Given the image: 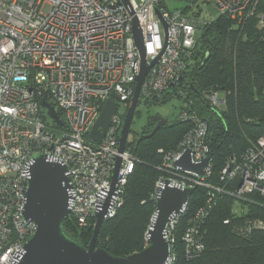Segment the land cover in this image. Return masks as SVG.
<instances>
[{"label":"built area","instance_id":"1","mask_svg":"<svg viewBox=\"0 0 264 264\" xmlns=\"http://www.w3.org/2000/svg\"><path fill=\"white\" fill-rule=\"evenodd\" d=\"M172 1L128 0V6L124 0H0V264H15L38 228L23 215L30 166L37 155L46 154L66 165L72 184L69 216L79 228H87L96 212L107 208L106 218L113 217L123 205L125 186L137 161L131 148L119 150L141 71L135 19L143 33L147 64L159 58L140 90L139 102L151 105L182 86L178 81L195 62L201 26L220 16L244 25L259 15L262 0H187L185 6L171 8ZM205 95L211 107L225 105L219 90ZM44 100L60 113L64 126L48 115ZM107 100L115 101L118 109L103 140L96 142L89 133ZM178 116L194 126L176 149L161 150L164 174L152 195L157 196L166 178L173 185L209 189L183 234L184 254L191 259L206 247L205 221L219 194L264 197V134L241 154L228 158L219 174L223 184L213 186L206 180L212 174L208 122L189 102ZM187 149L196 163L210 156L202 178L175 165ZM180 216L174 215L167 226L171 244ZM256 227H264V222L252 221L249 228ZM174 260L172 251L170 264Z\"/></svg>","mask_w":264,"mask_h":264},{"label":"trees","instance_id":"2","mask_svg":"<svg viewBox=\"0 0 264 264\" xmlns=\"http://www.w3.org/2000/svg\"><path fill=\"white\" fill-rule=\"evenodd\" d=\"M259 15L264 20V0L259 3ZM255 15L244 25H235L226 16L201 26L193 62L182 86L169 90L163 103L175 96L183 97L208 122L207 143L212 160V174L206 180L222 185L219 174L229 157L239 155L252 141L264 134V21ZM219 90L225 95V105L211 107L206 93ZM139 113V112H138ZM154 131L150 120L127 142L137 161L125 186L124 203L115 216L106 218L97 239V247L106 248L116 256H127L142 250L147 244V231L156 211L152 195L162 176L163 151L176 149L193 128L190 120L179 116ZM143 133V135H142ZM209 189L197 186L188 206L179 217L174 230L172 264H264V227L250 229L254 220L264 222V197L249 194L244 199L221 193L205 221L204 251L188 259L184 254L183 234L190 217L207 198ZM247 207L234 212L235 202ZM225 220H229L225 223ZM96 219L81 229L70 217L62 226L66 235L88 247Z\"/></svg>","mask_w":264,"mask_h":264},{"label":"water","instance_id":"3","mask_svg":"<svg viewBox=\"0 0 264 264\" xmlns=\"http://www.w3.org/2000/svg\"><path fill=\"white\" fill-rule=\"evenodd\" d=\"M129 6L128 0H124ZM157 13L162 17L159 10ZM167 24L165 28L167 30ZM133 33L136 45L140 52L141 71L137 77L135 92L124 120L120 136V152L127 146L133 119L140 97L142 83L149 69L157 60L147 64L144 48V38L138 21L135 19ZM185 77L179 79L183 85ZM175 87V83L171 84ZM42 106L48 110V115L58 125L64 126L60 113L48 101L44 100ZM118 106L115 101L107 100L96 119L89 136L96 142H101L110 126L112 116ZM158 121L154 131L158 130L170 120L167 117L154 115ZM210 156L202 162L196 163L191 157V150L187 149L175 162L183 171L196 173L202 178L208 165ZM118 158L113 175L112 192L117 182L120 166ZM66 165L57 160L50 159L46 154L35 156L31 166L27 188V202L24 207V218L33 221L38 228L24 246V252L15 264H170L172 260V244L167 233V226L176 214H183L189 200L197 186H177L171 184L170 179H164L155 197L156 211L147 231L148 244L140 251L127 256H116L106 248L97 247L100 228L107 216V208L95 213L96 222L93 235L88 247H85L68 237L64 232L62 222L69 216L71 178L67 174Z\"/></svg>","mask_w":264,"mask_h":264},{"label":"rangeland","instance_id":"4","mask_svg":"<svg viewBox=\"0 0 264 264\" xmlns=\"http://www.w3.org/2000/svg\"><path fill=\"white\" fill-rule=\"evenodd\" d=\"M187 0H173L171 2V8H178L183 7L186 5ZM186 101L183 97L175 96L173 98L167 99L163 103L151 104V105H144L143 103L139 102L137 105V112H139L133 119L132 129L134 131L139 130L145 123H146V113L147 111L151 112H159L164 117L167 118H175L178 116L180 109L183 105H185ZM141 114V115H140ZM133 132H130L128 139H133L134 135ZM246 205L240 201L235 202L234 204V212L240 214L242 210H246Z\"/></svg>","mask_w":264,"mask_h":264},{"label":"flooded vegetation","instance_id":"5","mask_svg":"<svg viewBox=\"0 0 264 264\" xmlns=\"http://www.w3.org/2000/svg\"><path fill=\"white\" fill-rule=\"evenodd\" d=\"M137 114H138V112H137V110H136V112H135V116H136ZM140 115H141V114H140ZM154 115H160V116H163V115H162L161 113H159V112H151V111H147L145 117H146V123H147L148 121L151 120V121L154 123L153 127L155 128V126L157 125L158 121H155V119L153 118ZM135 116H134V117H135ZM146 123H145V124H146ZM133 131H134V130L131 128V131H130V132H133ZM141 131L143 132L144 130L140 128V129L138 130V132H141ZM133 133H134L133 135H134V137H135V136H136V133H135V132H133ZM142 135H143V133H142ZM134 137H133V138H134Z\"/></svg>","mask_w":264,"mask_h":264}]
</instances>
